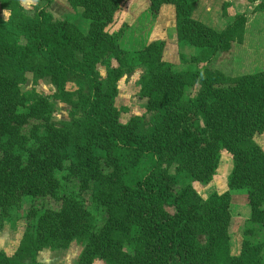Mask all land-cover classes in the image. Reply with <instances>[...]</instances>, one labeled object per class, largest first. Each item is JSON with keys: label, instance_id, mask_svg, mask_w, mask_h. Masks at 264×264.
<instances>
[{"label": "trees", "instance_id": "obj_1", "mask_svg": "<svg viewBox=\"0 0 264 264\" xmlns=\"http://www.w3.org/2000/svg\"><path fill=\"white\" fill-rule=\"evenodd\" d=\"M36 1L29 13L21 0H0V232L26 197L39 199L0 264H42L39 251L73 242L82 247L76 264H237L223 227L229 190L191 201L192 184L212 179L223 150L233 162L228 186L246 190L253 221L245 261L264 264V149L254 138L264 131V69L232 74L215 65L245 43L252 14L231 15L223 4L227 23L217 29L194 17L200 0H148L155 17L175 6L177 40L204 63L176 70L161 61L165 41L121 45L122 31L110 25L127 0H68L90 20L86 31L55 18V0ZM139 66L138 96L152 114L123 122L117 81ZM27 73L34 84L49 78L68 120L57 124L47 96L22 90Z\"/></svg>", "mask_w": 264, "mask_h": 264}, {"label": "rangeland", "instance_id": "obj_2", "mask_svg": "<svg viewBox=\"0 0 264 264\" xmlns=\"http://www.w3.org/2000/svg\"><path fill=\"white\" fill-rule=\"evenodd\" d=\"M260 1V0H259ZM249 0H200L195 10L194 17L203 22L221 29L225 27L227 21L222 16L223 4L229 14L248 13L252 14L249 27L247 25L246 41L242 45H234L230 49V55L223 61H218L215 65L228 73L238 74L264 69V10L254 11L259 2ZM22 4L33 12L36 0H21ZM44 4L45 1H41ZM148 0H127L125 5L117 12L114 22L110 25L112 30L122 31L120 38L121 45L125 48H141L153 41H165L162 49L161 61L173 64L176 70L196 69L201 71L204 63H197L193 60L198 49L188 42H179L176 38L175 19L176 9L169 14L166 21L163 16L158 18L148 11ZM55 18L70 19L76 23L83 31L89 27L90 20L81 15L80 7L74 8L68 0H55L49 7ZM4 17H8L7 10L2 11ZM156 21V22H155ZM249 29V30H248ZM157 34V35H156ZM156 35V36H155ZM157 39V40H153ZM152 40V41H151ZM239 45V46H238ZM228 53V54H229ZM101 76L107 77V70L104 65H98ZM144 72L143 67H137L132 72L123 73L118 81V95L115 104L120 110V120L126 122L131 116H143L149 119L152 112L146 100L148 98L139 97V80ZM68 89H75V80L72 79L67 84ZM35 89L40 94L47 96L54 104L52 120L57 124L69 119V106L54 97L56 87L49 78L40 79L34 84L32 73H27V82L22 86L23 91ZM197 90V86L194 91ZM256 142L264 149V131L255 134ZM219 152L218 150H215ZM233 167L232 157L223 150L220 154L219 162L214 168L212 179L208 183L194 182L191 187L195 201L196 197L207 198L213 192H223L229 190L231 199L228 206L223 209V227L227 234L231 236V251L237 264H261L249 258L245 261L246 246L251 240L250 232L253 221L249 218V204L247 192L244 189H231L228 186V177ZM213 169V167H212ZM38 203L39 199L32 200L26 197L17 214H26L32 202ZM172 211L173 209L170 208ZM8 221L0 232V251H5L12 255L18 248L26 226L24 215ZM18 216V217H17ZM82 247L79 243L73 242L66 249L45 248L37 253V260L42 264H76ZM93 264H104L101 259H96Z\"/></svg>", "mask_w": 264, "mask_h": 264}, {"label": "crops", "instance_id": "obj_3", "mask_svg": "<svg viewBox=\"0 0 264 264\" xmlns=\"http://www.w3.org/2000/svg\"><path fill=\"white\" fill-rule=\"evenodd\" d=\"M175 10V6L173 4H163L160 8V11L159 13L157 14V21H158V18L160 16H163V20L162 21H166L167 18L171 15L172 12H174ZM4 11V10H3ZM164 14H169V16H164ZM171 17V16H170ZM199 19V18H198ZM156 22V21H155ZM175 22H176V19H175ZM157 35V34H156ZM155 35V36H156ZM153 40H157V39H153ZM152 41V40H151ZM147 45V44H146Z\"/></svg>", "mask_w": 264, "mask_h": 264}]
</instances>
